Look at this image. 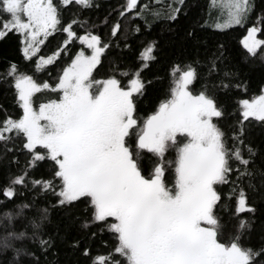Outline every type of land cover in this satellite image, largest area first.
Returning a JSON list of instances; mask_svg holds the SVG:
<instances>
[{"label": "snow or ice", "instance_id": "6c2138e0", "mask_svg": "<svg viewBox=\"0 0 264 264\" xmlns=\"http://www.w3.org/2000/svg\"><path fill=\"white\" fill-rule=\"evenodd\" d=\"M184 2L172 0L165 20L177 22ZM71 3L0 0V38L18 34L30 63L45 38L58 30L67 34L65 45L75 37L91 50L78 51L54 85L41 82L36 73L59 52L41 55L31 75L11 62L0 73L22 110L15 117L7 111L0 116V148L12 153L9 168L19 165L14 150L27 157L0 188V253H12L6 264H41L38 253L55 255V241L67 243L59 223L50 219L52 211L68 225L80 221L83 235L68 247L81 250L90 264H124L118 257L126 264H264V220L257 225V213L264 215L258 207L264 204V148L253 147L249 135L253 128L264 131V87L251 99L236 100L229 112L231 93L245 83L239 69L225 64L226 48L220 44L203 59L197 51L191 59L173 62L164 98L141 116L153 85L141 69L156 61L157 41L140 52V68L119 73L131 77L127 86L115 74L97 79L93 70L110 45L91 32L77 37L75 19L61 23L63 6ZM74 3L93 6V0ZM210 4L222 14L226 9L224 18L211 25L221 32L244 27L255 10L254 0ZM136 7L137 0H127L120 16ZM146 11L142 6L135 16L150 28ZM151 14L159 18L161 12ZM255 19L240 42L244 63L257 57L264 62V16ZM119 27L112 26V36ZM197 27L190 26L183 37L194 48L201 43ZM235 112L239 119L228 125L229 136L222 124ZM170 150L174 160L165 159ZM18 189L34 195L16 202ZM49 225L54 231H46ZM105 236L112 237V247L100 251L108 247Z\"/></svg>", "mask_w": 264, "mask_h": 264}, {"label": "trees", "instance_id": "16d2710c", "mask_svg": "<svg viewBox=\"0 0 264 264\" xmlns=\"http://www.w3.org/2000/svg\"><path fill=\"white\" fill-rule=\"evenodd\" d=\"M126 2L127 0H93L91 8H82L75 5L74 0H72L71 4L63 6L61 23L67 25L75 19L78 23L73 24L72 29L76 32L77 37L86 34V32H91L100 36L103 42L109 43V49H106L101 56L102 66L97 65V68L93 70V74L97 79H105L115 74L116 78L121 80L122 85H126L131 77H122L119 73L122 70L134 72L140 68L144 63L141 59H138L140 52L149 41H157L161 51L156 54V61L141 69L142 78L146 81L151 80L153 85L148 90L147 99L141 105L139 115L146 116L150 114L154 111L153 105L158 104L159 100L164 98L169 83V67L173 62L183 61L186 58L191 59L197 51L203 59L205 54L216 51L220 44H223L226 48L225 64L233 70L239 69L240 78L245 83V88L233 90L231 93L229 112H232L236 107V100L251 99L253 96L260 94V89L264 87V62L257 57L255 61L250 59L248 63H244L242 58L246 55V50L243 49L240 42L247 34V27L256 23V16H264V0H254L255 10L251 14V21L244 27L232 26L223 32L211 27L216 13L215 6L210 4V0H185L184 5L181 6L177 22L167 21L164 18V14L168 11L167 6L172 3V0H160L159 3L157 0H137L135 9L125 11L124 16H120V12L124 11ZM56 3H59V0H56ZM145 5H147L148 11L144 15L148 23L151 24L150 28L145 26V19L135 16V13ZM154 10L161 12L159 18H155L151 14ZM206 21L208 26L205 27ZM117 23L120 27L116 36H112L111 28ZM192 25H198L197 34L201 37V43L196 48L193 47L192 41L183 39L185 31ZM137 27L140 28L139 32L134 30ZM260 27L264 30V23H261ZM66 38L67 34L63 33L62 30L54 31L40 47V52L46 56L60 53L53 57L52 64L44 66L46 70L36 73L41 82L47 81L50 85H54L58 81V76L63 67L71 62V58H74L78 47L81 46L79 40L75 37L73 41L65 45L63 41ZM258 38L262 37L258 34ZM125 44L129 47L125 48ZM21 48L19 36L14 32L0 38V73H3L11 62L16 63L22 72L33 74L35 61L38 59L40 52L32 58L30 63L24 59ZM4 111L15 117L22 110L15 103L14 89L10 84L0 80V116L3 115ZM237 119H239V112L229 116L228 120L222 124L229 136L231 131L228 129V125L234 124ZM249 135L253 147L264 148V131L253 128ZM14 152L16 158L19 159V165L13 163L9 168L8 162L12 158V153L0 148V188L5 185L9 173L16 174L19 168L24 166L27 159L21 151L14 150ZM175 155V151L170 150L165 159L174 160ZM33 174L38 177L39 170ZM170 179L174 182V175ZM18 191L21 195L16 202L34 195L31 190L18 189ZM7 207L12 208L13 204L10 203ZM258 207L264 208V204H260ZM50 219L54 223H59L60 233L62 235L66 234L67 243L57 239L53 249L55 255H40L38 253L41 264H90L89 258L83 255L81 250H73L68 247V243L72 242L74 238L83 235L80 231V221L68 225V221L60 217L59 213L55 211L51 212ZM260 220H264V215L258 212L257 225ZM46 231L52 232L54 229L49 225ZM253 238H255V234H253ZM105 239L109 241L108 247L101 248L100 251H109L112 247V237L105 236ZM29 247L31 248L32 245L30 244ZM91 247L95 254L97 245L92 244ZM11 258V252L0 253V264H6ZM22 259L27 261L28 258L23 257ZM118 259L126 264L125 258L118 257Z\"/></svg>", "mask_w": 264, "mask_h": 264}, {"label": "rangeland", "instance_id": "374dc122", "mask_svg": "<svg viewBox=\"0 0 264 264\" xmlns=\"http://www.w3.org/2000/svg\"><path fill=\"white\" fill-rule=\"evenodd\" d=\"M54 3H56V0H54ZM215 13H216V17L214 18V20H212V24H213L214 21L217 20V18H220L221 20L224 18V14H226V9L224 10V13L222 14L221 10H220L218 7L215 6ZM83 35H84V34H83ZM45 41H46V38H45ZM79 43L81 44V46L78 47L77 52L83 50V51H85L86 54H90V51H91V50L87 49V45H86V44H82L80 41H79ZM40 47H42V45H41ZM77 52H76V53H77ZM41 55H43V54L40 52V54H39V56H38V59H39V57H40ZM43 56L47 57L46 55H43ZM38 59H37V60H38ZM66 66H67V65H66ZM66 66H65V67H66ZM60 74H62V71L60 72ZM57 82H58V81H57ZM127 84H128V82H127ZM127 84L124 85V86H127ZM51 96H52V98H56L54 93L51 94Z\"/></svg>", "mask_w": 264, "mask_h": 264}]
</instances>
